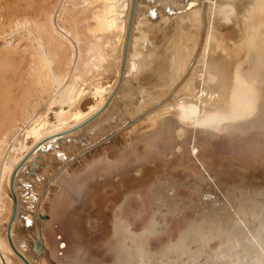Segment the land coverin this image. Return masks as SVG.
Returning a JSON list of instances; mask_svg holds the SVG:
<instances>
[{"label": "bare ground", "instance_id": "6f19581e", "mask_svg": "<svg viewBox=\"0 0 264 264\" xmlns=\"http://www.w3.org/2000/svg\"><path fill=\"white\" fill-rule=\"evenodd\" d=\"M34 1L36 2V11L32 12L33 16H27L29 18L24 19L23 22L21 19L19 20L21 23L29 25L30 33H34L33 40L36 39L38 44L34 52L31 51L30 56L32 59L31 61L29 60L31 62H29L31 64V75H33L35 83V93H37V96L49 93L51 95L49 98L51 103L59 102L66 106H61L59 110H55L56 120L53 122H50L47 118L48 111H51L53 106H48L41 114L35 111L36 103L31 107L25 108L22 106V108H19L21 110L20 113L18 112L19 114L16 113L15 109L14 113H12L13 110L10 112V108L5 106L4 102V106H0L3 114V119H0V127L2 126L0 128L2 130H0L2 132H0V264H15L11 257L17 259V264H37L32 259L36 256L40 258L41 264H53L50 256L58 260L59 264H264V205L262 202L264 199L261 200V204L258 203L260 201L259 198L263 196L262 194L260 197L259 194H257L258 196L256 195V197H259L258 200L255 198L258 204L254 203V201L251 202L250 205H248L249 203L245 196L242 199H245L248 204L243 203V200L241 203L239 199H237L240 201L238 203L236 199L235 202H232L234 201L233 198L229 199L230 201L232 200L230 202L226 201V199L221 200L222 197L218 198L215 196V198H211L204 195L202 200H205V203L202 201V207L198 201L195 202L193 200L192 201L195 203H192V207L188 205L190 209H193V212L200 213V218L185 219L187 221H183L184 224L182 225L180 224L182 221H180V219L188 213L182 215V211H179L183 204L181 206L176 205L177 203H175V205L173 203L172 205L171 203L166 204V198L164 197L166 191L171 193V196H176L175 194H177L175 191L166 190L168 186V184H166L167 182L165 183L166 185L162 184L165 186H162L163 188L160 186V183L159 188L161 187L162 189L158 188L159 190L156 189V186L155 188H148L144 201L136 203V206L139 208V212L137 213L131 209L132 206L129 205L130 203L125 207V210H121L124 202V200L121 199L116 203L112 202L111 207L105 206V208L109 207V213L106 211V213L102 214L101 210L99 211L98 208L97 212L101 213L102 217L97 214L86 215L88 216V229L90 231L99 229L101 236L103 234L105 237L101 239L104 240L102 243L106 246V248L104 246L105 252L107 253L105 259L100 258V260H96L93 255L91 257L89 256L87 259L85 258L87 254L84 256L83 252H81L83 254H80V251L75 248L76 251H74V256L71 257L70 262L66 261V263L60 259L57 248H55L56 250L54 251L48 249L49 242L45 239L42 229L44 220L42 221V219H39L37 223L36 214L42 215L43 206H45L43 197L49 188L52 178L58 174L64 166L65 163H62L72 155L70 149L78 147L80 142H83L88 135L96 134L97 127L90 124L84 138L81 139H76L77 137L73 139L74 132L73 135L70 134L72 135L71 138L69 136H62L59 139L60 142L58 141L59 144H57L58 139L54 136L59 137L58 135L60 133H64L83 123L104 105L107 89L112 90L114 84L105 86L99 77L92 82L91 80L93 78H90L91 74L89 73L93 70V72H95V70L98 71V69H101L100 67H103L105 61H108V57L111 56L113 57V61L118 60L117 63L119 68L116 77L117 79L119 78L125 53L131 0H90L88 4L94 5L90 16L92 23L90 25L88 24V26L86 25L90 37H82L81 32L78 31L75 26L68 27L66 23L64 24L65 20L60 17V15H62L61 13L64 10L66 11L65 6L62 7L58 15L59 21L55 23L53 18L55 13L53 15L52 10L49 9L50 6L48 7L49 4L47 5L49 0ZM84 1L86 2L88 0ZM135 1L136 4L133 9V17H135L130 31V40L123 73L125 80L126 77L138 73L143 64L148 43L151 42V40L149 41V37L151 36L148 35L149 33H147L145 29L140 32V36L136 39L134 38L137 15L143 10L142 7H144L148 13H156L158 9L162 12L163 10L172 9L173 11L175 10V13L184 21L181 31H184L183 37L186 47L184 51H181V53L175 56V59H172L170 71L167 70L170 73L169 76H172V83H170L169 80L167 81V83L169 82V90L178 80L184 78L189 68H191V72L189 76L186 77L187 79L185 82L181 84L182 87L180 86V89L178 88L182 93L180 91H177L175 95L173 93L172 95L174 96L168 103L163 106L161 105V108L158 106L159 109L156 111L153 110L154 113H151L152 116L150 115L153 119L160 120L158 130L163 134V140L167 143L166 145L176 144V148L177 146L180 147L177 144L180 143L179 140L178 142L176 141L177 143L173 140L176 137L175 134L180 137L183 135L186 137L192 129H195L194 137L197 140L198 146L210 144L217 136L219 138V134L222 131H227L229 128H233V131L239 134H245L244 131H246L248 127V130H250V126H246L247 123H252L253 127L258 128V130H263L264 134V89L260 87V84L263 85L264 83V0ZM190 1L196 3L192 5L189 4ZM189 9H191V11L184 14V11H188ZM183 15L184 17H182ZM75 19L73 18L72 22H75ZM185 21L187 22L185 23ZM19 24L18 22V25ZM133 40L138 42V46L133 43ZM65 44L70 46L68 49L71 51L68 52V56L65 55L66 60L62 59L64 65L54 68L55 66L53 67V64L56 62V56ZM75 44H77V49ZM54 49H56L57 52H55ZM66 52L65 54H67ZM62 58H64V56ZM58 60L60 61V59ZM59 64L61 63L56 65ZM98 72L100 73V71ZM98 72L96 74H98ZM92 74L93 76L96 75L94 73ZM1 75L0 81L2 80L3 82L5 81L4 83L11 84V82H9L10 79H7L8 77L6 78L4 74ZM2 78L5 79L3 80ZM89 79H91V82H89L91 89L86 90L88 89L86 87L88 83L86 82ZM15 83L19 84V80L18 83ZM1 84L0 87L2 86V88H4L3 83ZM9 84H5V86ZM163 84L162 82V86ZM9 86L12 88V84ZM166 86L167 85H165V88ZM27 88H29V85H27ZM151 88L153 87L151 86ZM167 88L165 90L163 88V90H158L157 92L151 90L152 92L149 91V93L151 92L150 94H152L154 91L158 96L157 99H160L163 95L173 90L172 88V90L168 91ZM7 89H5V92ZM20 92H22V90ZM24 92L26 94V91ZM10 93L12 92H9L8 97H13V93ZM28 93L30 94L31 91L29 90ZM6 94L4 95L6 96ZM30 95H32V93ZM23 97L24 102L27 96L23 95ZM46 97L48 96L46 95ZM7 98L5 103L7 102ZM91 98L94 99L93 103H90ZM11 100L13 102V98ZM166 100L167 98L164 99V102ZM1 102L2 101H0V105ZM8 103L10 104V102ZM82 106H87V109L82 111ZM118 119V114L115 113L112 115L110 122H117ZM21 123L23 125L25 123L26 125L21 128ZM155 125L157 126L158 124ZM244 125L247 127L246 129ZM153 127L155 126L153 125ZM156 130L157 129H155V131ZM151 131H154V128ZM229 132L232 131L229 130ZM170 133H175L173 139V136H169ZM154 134L155 132L153 135ZM191 134L192 133H190V135ZM156 136L157 133L155 138ZM261 136L264 137V135ZM11 139L14 140L9 148L10 150H7L4 155ZM150 139L154 141V138L152 139L151 137ZM29 142H31V145H29ZM92 142L93 141L85 143V145L91 144ZM146 142L151 143V141ZM185 142L188 143V140ZM211 144L210 146L213 147L214 142ZM38 145H40L39 148H34ZM82 147L83 146H79L77 150H80ZM33 148L36 150L33 151ZM170 151H168V153ZM172 153L174 154V152ZM46 156H49L50 161L51 159L53 161L52 164H46L47 168L44 167L45 169H42L44 165L42 162ZM46 160L45 162L48 163V160ZM196 160L199 159L197 158ZM31 165L34 166L31 167ZM59 165H61V167L58 168ZM56 167L57 169H55ZM31 168L34 170V174H32L34 177L32 179L28 178V176L30 177L31 175L29 172ZM53 170L54 172H52ZM15 171L14 192L18 202V213L12 221L9 237L6 232L7 227L3 225L4 221H2L3 223L1 222V219H3L1 215H3V210L7 208L6 198H11L8 191L11 190L10 182ZM192 172L194 171L192 170ZM41 173L44 175H41ZM124 174L125 176L127 175V173ZM192 174L194 173H191V175ZM120 176V179L124 181L125 176L123 175L124 178H122V174H120ZM120 179L117 181V185L118 182L121 181ZM192 179L194 180V178ZM135 181L138 182L137 179ZM201 185H204V183ZM19 186L24 187L26 192L19 190ZM87 186L91 191V185L88 184ZM208 186H201L200 189L204 188V191L207 192L205 188H208V191L213 192L214 189ZM83 187L84 186H82V188ZM114 187L116 188L115 185ZM68 188L70 187L68 186ZM111 188L110 190L112 192L113 188ZM110 190L108 191L110 192ZM36 191H38L37 195L35 194ZM88 194L89 193L86 192L82 194V196L87 197ZM124 194L125 190L118 191L117 196H123ZM177 195H179V193ZM181 196L183 197V195ZM251 196L252 195L248 197L252 199ZM188 197H190V195H188ZM249 198L248 201L250 202ZM168 199L169 198H167V200ZM170 199L168 201H171ZM178 199L181 200L180 198ZM178 199L176 197L174 202L178 201ZM11 200L13 201V208L11 207L10 215H12L9 217L10 219L8 218L9 220L12 219L14 210V199L11 198ZM55 202L59 213L62 212V215H65L66 212L64 209L67 211L68 207V203L65 202V195L58 197V200L54 201V203ZM54 203L53 205H55ZM185 203L188 204V202ZM71 204L73 205L74 203L72 202ZM73 206H71L72 208L70 207L71 209H68L69 213L67 212L68 214L65 216L67 219L65 220L69 222L67 224L69 230L72 233H76V236L79 234V228L75 216H71L73 211H77L76 207ZM94 208L97 209L96 207ZM95 209L92 211L93 214ZM190 211L188 212L190 213ZM20 213L23 214V217H18ZM75 213L74 215H76ZM24 214L26 215L25 217ZM170 214L173 215L174 221L177 223L180 221V223L175 224V231L173 230L176 232V235H169L166 238L167 234L164 236V239L162 237L155 239V236L160 230L159 227L161 224H166L167 217ZM187 217L188 215L183 218ZM19 223L27 225L26 238L29 240L20 238L18 235L14 234V228H16ZM71 235L74 236V234ZM37 241H40L39 249ZM94 241H96L95 243L99 242L97 239ZM1 253L5 256L6 262H4ZM18 253L19 255H24L26 260L24 261Z\"/></svg>", "mask_w": 264, "mask_h": 264}, {"label": "rangeland", "instance_id": "374dc122", "mask_svg": "<svg viewBox=\"0 0 264 264\" xmlns=\"http://www.w3.org/2000/svg\"><path fill=\"white\" fill-rule=\"evenodd\" d=\"M89 1L90 0L86 2L84 0L82 1L81 0H60V1L59 0H49L47 5L49 4L48 7L50 6L49 9L52 10L53 15L55 13V15L53 16L55 23L59 21L58 15L60 14L62 7L65 6L66 11L64 10L61 13L62 15H60V17H62L65 20V21L63 20L64 24L66 23L68 27L75 26V28L81 32L82 37L83 36L90 37V34L87 32L88 27H86V25L88 26V24L90 25L92 23L91 22L92 19L90 18V16L92 13L91 10H93L94 5L88 4ZM195 3L196 2L192 3V1L189 2V4H192V5H194ZM135 4H136V1L131 0V8H130L131 12L129 13V18H128L129 22H128V27H127L128 29L127 35L129 32V27H130L131 22L133 26V19L135 17V16L133 17L134 15L133 9L135 7ZM142 9L143 10L140 11L139 14L137 15L136 26L134 28V31H135L134 38L136 39L138 36H140L141 35L140 32H142V30L145 29V31L149 33L148 35L151 36L149 37V41L151 40V42L148 43V46L146 49V55L144 57L143 64L141 68L139 69L138 73L128 76L129 78L126 77V80H125L124 75L121 76V72H120V76L117 79L116 74L119 68L118 63H117L118 60L113 61L112 59L113 57L111 56L108 57V61L106 60L104 63V66L100 67L103 71L101 69H98V71H100L99 73L97 70H95V72H93L94 71L93 70L91 73H89L91 74L90 78L91 79L93 78V79L92 80L89 79L86 82L88 83V85H86L88 89L86 90L91 89V86H89V82L91 81L93 82V80L97 79V77H99V79L102 80L105 86L114 84L112 90L107 89V92L105 95L106 100H105L104 105H102L95 114L87 118L83 123L73 127L72 129L64 133H60L58 135L59 137L54 136L58 139L57 142L58 141L60 142L59 139L62 136H69L71 138L74 132L75 134H74V137L72 138L75 139L77 137L76 139L78 138L81 139V138H84V135L88 127L90 126V124L92 126L97 127L96 134L88 135V137L83 142H80L78 147H75V148L73 147L72 149H70L72 155L62 163V164L65 163L64 166L61 168L58 174H56L52 178L49 184V188L43 197L44 199H47V200L43 199V203L45 202L44 203L45 206H43V210H42V216H43L42 221L44 220L42 229L44 231L45 239L49 242L48 249H51L54 251L56 250L55 248H57V251L60 254L59 256L60 259L65 262L71 261V257L74 256L75 254L74 251H76V249L80 251V254L84 253L83 254L84 256L85 254H87L85 256V258L87 259L89 258V256L91 257L92 255L96 258V260H100V258L105 259L107 257L106 256L107 253L105 252L106 246L102 243L104 240H101V239H104L105 237L103 234L101 236L99 229H97L98 231L97 230L90 231L88 229L89 225L87 224V217L89 215H96V214L102 217V214L106 213V211L108 213L110 212L109 207H106L107 208L106 209L105 206L111 207L112 202L116 203L120 201L121 199L124 200L121 210H125V207L128 206V204L130 203L129 205L132 206L131 209L137 213L139 212L138 211L139 208L138 206H136V203L144 201L145 194L148 188H155L156 186V189H158L160 183H161L160 185L161 187L162 186L165 187L162 184H165L167 182L166 184H168V186L166 187V190L169 189L170 191H175L177 194L179 193L180 196L174 193L176 196L172 195L173 196L172 197L170 195L171 193H168L165 190L166 196L164 195V193L163 195L166 199L164 197L162 198L165 199L166 204L171 203L172 205L173 203L175 205V203H177L176 205L178 206H181L183 204L182 207L179 209V211H182V215L188 213L187 214L188 217L183 218V217H186L187 215L186 216L184 215L181 217L180 221L181 220L182 221L181 223L180 221H178V223L182 225L184 224L183 221L184 222L187 221L185 219H190V218L196 219V217L200 218V213L195 212V211L193 212V209L192 208L190 209L189 207L190 205L192 207V203H195L197 201L199 204H201V207H202V201H203L202 198L204 197V195H206V197H211V198H215V196L218 198L222 197L221 200L226 199V201H230L229 199L233 198L234 201L231 200L232 202H235V199L236 200L239 199L241 203L244 201L243 203L246 204L248 202L249 204L248 203L247 204L250 205L251 202H254V201H255L254 203L258 202L257 200L262 194L263 196L259 198L260 201L258 203L261 204L263 202V205H264V200H263L264 199V194H263L264 193V137L261 136L264 134H263V130L261 129L258 130V128L253 127L252 123H247V125L245 124L247 127L248 125L250 126V130H248L249 127L247 128L244 125L245 126L244 128L245 129L247 128V130L244 131L245 134H241V133L239 134L236 131H233L234 130L233 128H229L227 129V131L226 130L222 131L219 134V138L217 136L211 142V143L214 142L213 147L210 146L212 145L211 143L198 146L197 140L194 137L195 129H192V130L189 129L191 131L186 137L184 135L180 137V136H177L175 133H172V134L170 133L169 136L171 137L173 136L172 139L174 138V134H175L176 137L173 140L175 142L176 141L178 142L179 140L180 143H177V142L176 143L180 147L177 146L176 148V144L166 145L167 143L165 142V140H163L164 138L163 134H161V132L158 130L160 120L153 119L151 117L152 116L151 113L153 114L154 111H156L157 109L161 108L163 105L168 103L169 100H171L172 97L177 93V91H180L179 90L180 86L182 87L181 84L185 82V80L187 79L186 77H188L189 73L191 72V68H189V71L185 73L184 78H181L180 80H178L176 84L174 83L175 85L172 84L174 87L171 86L170 90H172L173 88L172 90L173 92L169 90V86H168L169 82L167 83V81L169 80L170 83H172L171 82L172 76L170 77L169 76L170 73L168 72L170 71L171 61L172 59H175V56L178 53H181V51H184V48L186 47L184 45V37H183L184 31H181V28L184 25V21L181 20L182 18H180V16H178V14L175 13V10L173 11L172 9L165 10V11L163 10V12L158 9L156 13L155 12L148 13L144 9V7H142ZM33 11L34 12L36 11V2L34 0H24V1L20 0V2L19 0H0V75L4 74L6 78L8 77L7 78L8 80L10 79L9 82H11L12 84V88H11V86H9L11 84L4 83L5 81L3 82L2 80H1L2 82L0 81V85H2L1 83H3L4 88L5 89L8 88L7 89L8 92L7 91L5 92V89L2 88V86L0 87L3 89V90L0 89V95H1L0 99L2 98L0 100L2 101L0 106H4V105L7 106L8 108H10L9 109L10 112H12L13 110L12 113H14V111L16 110L17 114L20 113L21 110L19 108H22V106L25 108L31 107L32 105H35V103H36L35 111L38 114L39 113L41 114L42 112H44L48 106H53L52 110L48 111V114H47L48 120L50 122H53L56 120L55 110H59L61 106H66V105L61 104L59 102L51 103V101H49V98L51 96L49 93H44L43 95H41L42 97L37 96V93H35L36 89L34 85L35 84L34 78H33V75H31V70H30V65H31L30 61L32 59L30 56V53L31 51L34 52L35 48L38 47V44H37L36 39L33 40L34 33L32 32L30 33L29 25H25L21 23L19 20L21 19V21L23 22L24 19L32 17ZM190 11L191 9H189L188 11L185 10L184 14H187ZM182 17H184V15ZM73 18L74 19L76 18L75 22H72ZM18 22L20 23L19 25H18ZM186 22L187 21H185V23ZM126 40H127V37H126ZM133 41H134L133 43L138 46V42H135V40ZM76 45L77 44H75V46ZM64 47L62 48V50L59 51V53L56 56V62L53 64V67L55 66L54 68L64 65V61L62 62V59L66 60L65 55L68 56V52L71 51L68 49L70 48L68 44H65ZM76 49H77V46H76ZM54 51L57 52L56 49H54ZM65 52L67 54H65ZM63 56L64 58H62ZM58 59H60V61ZM57 62L61 64L56 65L58 64ZM28 68H29V71H28ZM24 71L26 72V74ZM120 71H122V68ZM97 72L98 74H101V75L96 74ZM92 73L96 74L95 75L96 77L93 76ZM18 80H19V84H16L15 82L18 83ZM30 81L33 83V85ZM162 82L164 83L163 86H162ZM5 84H9V85L5 86ZM27 85H29V88H27ZM165 85L168 86V88L167 86L166 88L168 91H170V93L167 91L168 94L166 93L165 95H163V97H161L160 99H157L158 96L157 94H155V92H157L158 90L161 91L163 90V88L165 90L166 89ZM263 85L260 84V87L264 89ZM24 86H25V90H24ZM151 86L153 88H151ZM21 90L22 92H20ZM23 90L26 91V94ZM29 90L31 91L32 95H30L31 93L30 94L28 93ZM142 90H143V93H142ZM151 90H154L155 92L153 91V93L150 94L152 92ZM10 91L13 93V97L9 96L10 97L9 98L8 95ZM149 91L151 92L149 93ZM180 92L182 93V91ZM173 93L174 95H172ZM4 94H6L9 100ZM33 94L35 97L33 96ZM23 95L27 96L25 97L26 100L24 99V102H23V98H24ZM46 95L48 97H46ZM6 98H7V102L5 103ZM12 98H13V102L11 100ZM165 98H167V100L166 102H164V104H162V106H159V108L158 107L153 108L154 104L158 103L159 101ZM26 101L28 104L26 103ZM3 102H4V105H3ZM8 102H10V104ZM93 102H94V99L91 98L90 103H93ZM86 107L87 106H82L81 107L82 111L86 110L87 109ZM115 113L118 114V118H119L118 121L110 122L112 115H114ZM1 114H2V110L0 109V119L2 120L3 114L2 115ZM131 120L132 122L128 124ZM155 124H158V125L156 126ZM24 125L26 124L24 123ZM24 125L21 123L20 127L23 128ZM153 125L155 127H153ZM152 127L154 128V131H151L153 130ZM155 129L157 130L155 131ZM115 130H118V131L111 138L105 140L104 142L99 143L97 146L91 148L87 152L80 154L83 148L90 145V144L85 145V143H90L91 141H93L91 144L92 145L96 144L104 136H106L107 134ZM229 130L232 132H229ZM261 131H262V134H261ZM154 132L155 134L153 135ZM156 133H157V136L155 138ZM190 133H192L191 134L192 136L190 135ZM15 136H18V135H15ZM149 137L150 138L152 137V139L154 138V141L151 140ZM13 140L14 139H11V141H9V145H7L4 155L6 154L7 150H10L9 148ZM187 140H188V143L185 142ZM146 141H151V143H148ZM59 142L57 144H59ZM29 145H31V142H29ZM39 146L40 145L34 148L37 149L39 148ZM79 146H83V147L80 148V150L79 149L77 150ZM36 149H34L33 151H35ZM170 150L174 152V154ZM168 151H170L171 153L170 152L168 153ZM48 157L49 156H46L44 158L45 160L46 159L48 160V163L45 162V160L43 159L42 164L44 165L42 166L43 167L42 169L47 168V165H49L50 163L52 164L53 160L51 159L50 161V157L49 158ZM197 158L199 160H196ZM61 165H59L58 168L61 167ZM33 166L34 165H31V167ZM202 166H206V167H202ZM55 169H57V167ZM54 170L52 172H54ZM192 170L194 172H192ZM124 173H127V175L125 176ZM191 173H194V174L191 175ZM120 174H122V178H124L125 176L124 181L120 179L121 177ZM41 175H44V174L41 173ZM130 176L132 179L130 178ZM191 176H194V177H191ZM33 177L34 176L32 175H30V177L28 176V178L30 179H32ZM192 178H194V180ZM119 179L121 181H119L117 185V181ZM136 179L138 182L135 181ZM203 183L204 185L205 184L206 185L205 186L201 185ZM88 184L91 185L90 186V189H92L91 191L89 190L87 186ZM119 184H120V189H119ZM81 185L84 187L82 188ZM114 185L116 186L118 190L114 187ZM68 186L70 188H68ZM201 186L202 187L208 186L209 188L211 187L212 189H214V191L210 192L208 191V188L207 189L205 188V190H207L206 192L204 191V188H202L203 190L200 189ZM19 187H20L19 190L26 192V189L24 187H21V186ZM111 187L112 188L114 187L112 192L110 190ZM108 190H110V192ZM122 190H125V194L123 196H117L118 191L120 192ZM10 191H8V194L13 199L12 190ZM37 192L38 191H36L35 193L36 195H37ZM86 192L89 193L87 197L82 196V194ZM113 192H115L116 195ZM111 193H113L114 195ZM186 193H189V194H186ZM249 194L252 195L251 196L252 199L249 198L250 197ZM257 194H259V197H256ZM61 195H65V202L68 203L67 211L66 209H64L66 214L69 213L68 209L71 206L74 205L73 207H76L77 211H73L74 213L77 212L75 213L76 215H74V213L72 212L73 215L71 214V216L73 217L75 216V219L78 222V228H79L78 235L80 236L78 235L75 236L76 233H72L69 230V228L67 227V224L69 222L65 220L67 219V217H65L66 214L62 215L63 214L62 212L59 213L56 202L54 203V201L58 200V197H60ZM181 195H183V197ZM188 195H190V197H188ZM244 196L246 197L247 202L245 201V199L244 200L242 199L244 198ZM176 197L177 199L180 198L181 200L178 199V201L174 202ZM11 198L10 199L6 198L7 208L3 210L2 212L3 215H1L2 216L1 218L4 219V220L1 219V222L4 221L5 224L3 222L2 223L4 226L7 227L6 229L7 236H8V225L10 223L9 217H11L12 215V214L10 215V210L13 208V201L11 200ZM167 198H169L172 202L168 201L169 199L167 200ZM248 198L250 199V202L248 201ZM255 198H257V200ZM192 200L195 202H193ZM239 200H237L238 203L240 202ZM261 200L263 201L261 202ZM52 202L56 206L53 205ZM72 202L74 203L73 205L71 204ZM185 202H188V204ZM94 207H96L97 209H95ZM98 208H99V211L101 210L102 214L97 212ZM93 209H95L94 214L92 212ZM188 211H190V213ZM25 216L26 215L24 214V217ZM178 223L174 221L173 215L170 214L167 217L166 224L165 225L161 224V226L162 225L163 226L159 227L160 229L158 231L159 234L157 233V235L155 236L156 237L155 239H159L160 237L164 239V236L167 234L168 235L166 236V238L169 235H172V236L173 234L176 235V232H174L175 227H176L175 224H178ZM14 229H15V232H14L15 235H18L20 238L28 239L26 238V232H27L26 224L19 223ZM71 234H74V236ZM77 239L79 240V242ZM96 239L97 241L99 240L101 241L97 242L98 243L97 244L95 243L96 241H94ZM76 246H78L79 248ZM81 250H84V251H81ZM1 256L4 262H6L5 256L3 255V253H1ZM19 256H21V258L24 261L26 260L24 255L20 254ZM11 258L14 261V263L17 264V259H15L14 257H11ZM50 258L53 261V264H59L58 260L52 258L51 256ZM32 259L35 263L41 264L40 258H38V256Z\"/></svg>", "mask_w": 264, "mask_h": 264}, {"label": "water", "instance_id": "95a60500", "mask_svg": "<svg viewBox=\"0 0 264 264\" xmlns=\"http://www.w3.org/2000/svg\"><path fill=\"white\" fill-rule=\"evenodd\" d=\"M131 27H132V22L130 24V27H129V32H128V35H127V40H126V46H125V53H124V58H123V62H122V71H121V76H123V73H124V69H125V63H126V56H127V49H128V45H129V40H130V31H131ZM166 99V98H165ZM166 102V101H165ZM164 103V99L159 101L158 103L154 104V107L153 108H156L158 106H161L162 104ZM132 121H130L128 124H130ZM118 130H115V131H112L111 133L107 134L106 136H104L101 140H99L96 144H90L89 146L83 148L80 152V154H83L85 152H87L88 150H90L91 148L97 146L99 143L101 142H104L105 140L111 138ZM30 174H34V170L31 168V170L29 171ZM15 176H16V171L13 173L12 175V178H11V182H10V187H11V190H12V195H13V199H14V210H13V216H12V219L10 220V223L8 225V236L10 237V231H11V224H12V221L14 219V217L17 215L18 213V202H17V198H16V195H15V192H14V179H15ZM18 217H23V214H18ZM43 216L42 215H39V214H36V222L38 223V220L39 219H42ZM37 230H38V224H37ZM37 246H38V249L40 248V241H37Z\"/></svg>", "mask_w": 264, "mask_h": 264}]
</instances>
